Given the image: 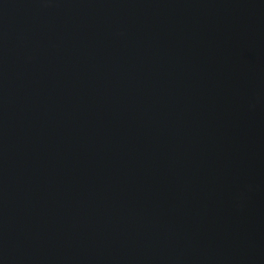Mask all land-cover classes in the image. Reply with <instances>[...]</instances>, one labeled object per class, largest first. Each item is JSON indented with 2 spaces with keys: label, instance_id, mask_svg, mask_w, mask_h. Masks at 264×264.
Returning a JSON list of instances; mask_svg holds the SVG:
<instances>
[{
  "label": "water",
  "instance_id": "water-1",
  "mask_svg": "<svg viewBox=\"0 0 264 264\" xmlns=\"http://www.w3.org/2000/svg\"><path fill=\"white\" fill-rule=\"evenodd\" d=\"M0 264H264V0H0Z\"/></svg>",
  "mask_w": 264,
  "mask_h": 264
}]
</instances>
